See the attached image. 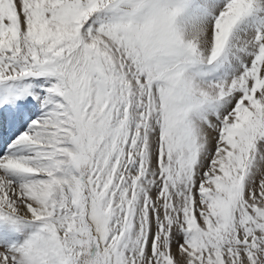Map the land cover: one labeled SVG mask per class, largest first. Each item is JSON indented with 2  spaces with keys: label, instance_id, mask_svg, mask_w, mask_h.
Instances as JSON below:
<instances>
[{
  "label": "snow or ice",
  "instance_id": "obj_1",
  "mask_svg": "<svg viewBox=\"0 0 264 264\" xmlns=\"http://www.w3.org/2000/svg\"><path fill=\"white\" fill-rule=\"evenodd\" d=\"M0 264H264V0H0Z\"/></svg>",
  "mask_w": 264,
  "mask_h": 264
}]
</instances>
